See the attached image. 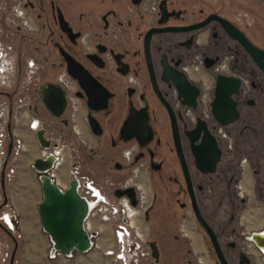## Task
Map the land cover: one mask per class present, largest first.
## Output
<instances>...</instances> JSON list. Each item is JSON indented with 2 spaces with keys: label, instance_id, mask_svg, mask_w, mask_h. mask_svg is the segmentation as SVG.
I'll use <instances>...</instances> for the list:
<instances>
[{
  "label": "flooded vegetation",
  "instance_id": "af4514ba",
  "mask_svg": "<svg viewBox=\"0 0 264 264\" xmlns=\"http://www.w3.org/2000/svg\"><path fill=\"white\" fill-rule=\"evenodd\" d=\"M110 1L113 3L115 0ZM125 1L129 5L126 8V20L117 19L116 8H110L102 13L98 20L94 18V21L87 26L86 20L82 19L85 18V13H80L79 19L84 24L86 22L84 31L71 25L58 5V0H37V5L33 0H29L28 6L32 11L37 6L41 11L38 14L39 17L48 10L58 26L57 35L45 22V28L48 31L45 44L52 47H49L50 51L59 60L58 65L52 62L53 66L59 68L55 75L63 68L67 71L60 52L62 48L80 62L91 77L110 93L105 108L91 111L92 116L99 122L102 133L94 135L87 124V134H92L95 139V155L100 161V173L107 179L106 172H110L111 168L121 171L128 169L120 159L116 158L120 155L121 149L128 144L120 139L119 131L123 122L130 116L131 109L139 110L145 107L154 135L152 141L145 147L142 148L137 144L139 153L143 152L141 158L148 162L151 180L157 182L162 191L172 196H168L167 201L174 203L178 210H184L187 207L190 209L194 222L205 234L207 245L201 240L202 244L218 264L213 244L194 212L174 142L171 116L165 105L166 102L173 110L177 123L180 146L197 209L213 230L229 264H239V254L244 253L246 236H252L264 230V228L248 229L243 221H239L238 229L232 228L229 232L227 230L228 222L234 220L238 209L251 203L264 205V138L260 136L257 139L260 132L257 123L261 121V115L264 112V70L243 44L245 41L253 48L264 52V0H167V9L173 14L162 24L158 23L159 5L156 19L151 20L150 16L141 10L144 0H141L139 4H134L132 0ZM57 8L63 13L73 32L78 33L74 42L60 29L56 19ZM134 10L139 14L135 25L131 18ZM203 22L204 24L199 27L181 29ZM161 26L175 28L171 32L154 34L150 41L151 61L158 89L165 102L153 89L143 48V39L147 30ZM85 33L94 44V50L90 53L85 52L80 41ZM161 34H171V37L165 43L159 40L161 43L154 44L155 37ZM79 47L81 50H78ZM100 47H103L104 51H101ZM32 52L33 54L29 57L36 60L40 70L42 65L36 56L45 51L40 46L34 45ZM163 54L167 62L174 69L182 72L186 79L198 89L195 106L183 104V97L179 98L176 87L161 79ZM115 55H119L121 64L127 66L126 74L118 71L119 65ZM262 60L264 66V58ZM141 74L144 75V79ZM218 75L237 78L240 81L237 91L230 94L235 102L237 117L224 125L215 120L210 106L214 98L215 80ZM129 77L135 79L134 85L128 82ZM78 92L83 91L80 88ZM81 100L88 123L89 109L86 105V97ZM198 120L206 124L219 149L218 159L212 171L209 170V165L199 166L196 163V146L200 138L191 143L186 135V131L196 128ZM162 128L166 131L165 133H162ZM202 134L203 130L200 131V135ZM107 142L109 147L104 151L103 146ZM169 155L172 156V160ZM110 162L112 164L109 165ZM204 170L208 171L204 172ZM249 178L252 179L250 185L246 182ZM221 182H223V193L227 196L229 205L228 219H221L217 215L215 217V209L209 203L200 201L202 194L204 198L215 194V187ZM232 182L236 196H233L230 191ZM245 187H248L251 193L246 191ZM206 189L207 192H205ZM177 195L179 197H176ZM157 197H159L158 193Z\"/></svg>",
  "mask_w": 264,
  "mask_h": 264
},
{
  "label": "built area",
  "instance_id": "2783aa9c",
  "mask_svg": "<svg viewBox=\"0 0 264 264\" xmlns=\"http://www.w3.org/2000/svg\"><path fill=\"white\" fill-rule=\"evenodd\" d=\"M28 2L0 0V226L17 238L22 235L19 213L5 195V186L16 176L17 163L26 150L23 133L28 132L34 136L37 146L30 167L38 182L39 175L44 173L63 191L74 180L78 195L86 202L87 211L83 218V229L89 240L86 252L97 250L111 264H157L159 248L155 241L149 239V214L155 198L148 162L142 158L135 161L140 149L132 140L120 152L121 163L128 167V175L122 181L109 184L100 173V165L96 171L88 167L80 146L86 145L91 158L97 160L95 139L92 134H87L86 112L78 96L80 88L76 80L63 68L52 81L41 82L36 60L17 51V35L37 31ZM159 2L144 0L142 12L155 20ZM80 41L85 52L94 50V44L86 33ZM46 82L59 84L65 92L66 108L59 117L49 112L41 100V89ZM128 82L136 83L131 77ZM40 130L47 145H41L36 138ZM37 158L51 159L50 167L35 170L33 163ZM98 176L104 177L103 183L98 181ZM128 187L135 190V204L125 194H116L117 190ZM178 232L188 239L189 246L182 264H217L201 239L192 234L187 219L179 223ZM259 233H264V230ZM152 244L157 249V257L153 255ZM86 252L75 249L61 252L48 237L47 255L50 260L63 258L70 262L76 255ZM244 254L249 258V264H264V243L258 244L253 236H246Z\"/></svg>",
  "mask_w": 264,
  "mask_h": 264
},
{
  "label": "water",
  "instance_id": "95a60500",
  "mask_svg": "<svg viewBox=\"0 0 264 264\" xmlns=\"http://www.w3.org/2000/svg\"><path fill=\"white\" fill-rule=\"evenodd\" d=\"M134 4H139L141 0H132ZM160 18L158 20L159 24L165 23L168 18L173 14L167 9V0H161L159 4ZM56 19L57 23L62 31H64L69 39L74 42V39L78 36V33L73 32L69 23L64 18L63 13L59 8L56 9ZM201 24H197L189 27H182L181 29L188 30L191 28L199 27ZM175 28L172 26H161L153 27L147 30L143 39V48L146 59V64L149 72V77L153 89L160 97L162 101L165 102L162 97L155 76V71L153 69L150 53V41L151 37L157 33L171 32ZM238 37V36H237ZM245 48L251 53L258 65L264 70L263 58L264 52L253 48L249 43L243 41ZM101 51H104L103 47H100ZM61 55L66 63L67 72L77 80L81 90L83 92H78L80 98L86 97V105L89 109L88 113V125L94 135H100L102 133V128L95 117L92 116L91 111L103 109L106 107L107 100L110 97V93L105 87L98 83L84 68V66L75 60V58L66 52L64 49L60 48ZM91 57V55H90ZM115 59L119 67L118 71L122 74L127 73V66L121 64L120 56L115 55ZM161 64L163 70L161 73V79L164 82H170L173 84L177 91L178 96L183 97L182 103L190 106H195V97L198 93V89L192 85L185 77V75L174 69L166 60L165 54H163L161 59ZM240 84L239 79L230 78L218 75L215 80L214 88V98L210 104L211 113L215 120L221 125L227 124L237 117V111L235 109V102L231 98L230 94L236 92ZM41 100L47 110L51 112L54 116L59 117L63 114L66 108V98L65 92L61 86L54 82H46L41 89ZM168 112L171 116V127L174 142L177 148V153L180 158V162L183 168V173L187 185L189 195L193 202V208L197 220L200 222L202 227L207 232L213 247L214 254L218 261V264H229L225 258L222 250L220 249L217 238L211 229V227L206 223L200 214L197 206L195 204V198L193 194V188L191 186L187 166L183 157V153L180 146L178 127L174 118L173 110L165 102ZM203 130V134L200 135V131ZM120 139L123 142H129L131 140L137 141L140 147H145L153 139V129L149 123V117L147 114V109L145 107L136 110H130V116L123 122L120 128ZM186 135L190 138L191 143L200 138L199 144L196 146V163L201 166L204 164L209 165V170H213L214 165L218 159L219 149L213 136L209 133L206 124L198 120L196 128L190 131H186ZM36 138L41 145H47V142L43 139V131L40 130L36 133ZM143 157V152H140L136 157L135 161ZM208 160V162H206ZM51 159L43 160L37 158L34 160L33 168L37 171H42L50 167ZM152 167V163H151ZM208 170H204L207 172ZM40 183V189L42 193V200L37 206L40 224L42 231L52 239L54 246L61 252L67 253L73 249L79 252H86L89 248V240L87 234L83 229V218L86 215L87 207L86 202L81 198L76 191L75 181L72 180L69 183V187L61 191L55 184H53L50 178L42 173L38 177ZM117 195L125 194L128 196L132 202L135 204V190L132 187H128L124 190H117ZM260 233H254L253 239L260 244L264 243L263 238H259ZM153 255L157 257V249L152 244ZM250 261L244 253L239 254V264H249Z\"/></svg>",
  "mask_w": 264,
  "mask_h": 264
},
{
  "label": "rangeland",
  "instance_id": "374dc122",
  "mask_svg": "<svg viewBox=\"0 0 264 264\" xmlns=\"http://www.w3.org/2000/svg\"><path fill=\"white\" fill-rule=\"evenodd\" d=\"M33 1L37 5V0ZM58 5L61 7V10L65 15L71 16L73 26L76 29H81L83 31L86 26V22L88 26L91 21H94V18L95 20H98V17L110 8H116V12L118 14L117 19L126 20V8L129 7L125 0H115L113 3L110 0H58ZM82 12L85 13V18H82L86 20L85 24L79 19V14ZM40 13L41 11L36 6L33 10L32 19L36 24L37 31L29 35L20 33L17 35L15 41L17 44V51L25 57L33 54L32 48L34 45L40 46L45 51V53L40 52L36 56L38 62L42 65V68L38 72V77L41 82H44L52 81L55 77V73L59 70V68H57L58 66L52 65L53 61L58 65V57L50 51V46L45 44V42H47L46 37L48 33L47 28H45V22L48 23L49 27L52 28L57 35L58 26H56V22L52 17L53 15L48 12V10L43 12L41 17L38 16ZM132 15V22L135 25L138 22L139 14L136 10H134ZM76 17H78L77 19L79 25H76ZM169 37H171V34L158 35L155 37L153 43H161L159 40L165 43ZM78 50H81L80 47ZM141 77L144 79V75L141 74ZM257 127L260 131L257 135V139H259L260 136L261 138H264V112L261 115V121H258L257 123ZM161 131L162 133L166 132L163 128ZM257 133L258 132H256V134ZM23 134L26 143V150L23 152L17 163L15 178L10 184L5 186V195L11 199L13 206L19 213L22 235L17 238V236L13 233L5 232L0 226V264H111L110 260L104 257L102 253L97 250L80 253L70 262L64 261L63 258L53 260H48L46 258V238L42 231L36 208H31V204L42 196L40 183L30 167V161L36 154L37 146L35 144V138L32 134L28 132H24ZM87 137L89 136L87 135ZM108 147L109 144L107 142L104 144L103 150L106 151ZM259 148L262 149L261 146H259ZM80 152L87 161L86 164L88 167L91 170L96 171L97 167L100 165V161L91 158V153L88 151L86 145L82 144L80 146ZM116 158L122 161L120 155L116 156ZM169 158L172 160L171 155H169ZM110 164H112V162H110L109 165ZM127 175L128 170L118 171L111 168L110 172H106L107 180L112 183L122 181ZM149 175L151 176L150 171ZM98 178V181L103 183L104 177L98 176ZM150 181L154 198H156L157 193L159 196L154 200L153 208L149 214L148 223L149 239L150 241H155L159 248V260L157 264H182L188 254L189 246L188 239L179 235V223L183 219H187L188 227L190 231L193 232L192 234L198 240L201 239L203 243L207 245L205 234L194 222L193 216L188 207L184 210H178L174 203H169V201H167L168 198L172 196L165 191H162L161 186L158 185L157 182L152 181L151 177ZM246 182L250 185L252 184V179L249 178ZM210 189H212L211 185ZM215 189L216 193L206 198H204L202 194L200 196V201L202 203H209L215 209V217L217 215L221 219H228L230 212L227 211L229 205L227 202V196L223 193V182L218 183ZM244 189L251 193V190L248 187H245ZM230 191L233 196H236L233 182L230 185ZM205 192H207V189ZM176 197L179 196L177 195ZM156 200H158L157 203ZM22 206L24 209L27 207L30 209V215L27 219H25L26 215L25 212L22 211ZM239 221H243V223L248 226V229L264 227V205L251 203L250 205L238 209L234 220L230 223L228 222V232L232 228L238 229ZM241 229L243 230L242 227ZM25 248L27 251L23 252Z\"/></svg>",
  "mask_w": 264,
  "mask_h": 264
},
{
  "label": "crops",
  "instance_id": "0c3cea01",
  "mask_svg": "<svg viewBox=\"0 0 264 264\" xmlns=\"http://www.w3.org/2000/svg\"><path fill=\"white\" fill-rule=\"evenodd\" d=\"M66 16V19L71 23V25H73V23H72V19H71V16H68V15H65ZM76 21V25L78 24V20H77V17H76V19H75ZM41 200H42V196L38 199V200H36V201H34L32 204H31V208L32 209H34V207L36 208V211H37V213H38V210H37V206H38V204L41 202ZM30 207V206H29ZM31 209V210H32ZM22 211H24L25 212V219H27L28 218V216L30 215V209L27 207L26 209H24V207L22 206ZM22 213V212H21ZM38 216H39V214H38ZM40 220V219H39ZM21 222H22V219H21ZM262 228H264V227H259V228H256L257 230H259V229H262ZM22 229V228H21ZM23 231V230H22ZM24 232V231H23ZM25 233V232H24ZM44 233V232H43ZM44 235H45V238H46V250H45V255H46V258L48 259V260H50L49 258H48V255H47V244H48V236L44 233ZM27 250H26V248H25V250H23V252H26Z\"/></svg>",
  "mask_w": 264,
  "mask_h": 264
},
{
  "label": "bare ground",
  "instance_id": "6f19581e",
  "mask_svg": "<svg viewBox=\"0 0 264 264\" xmlns=\"http://www.w3.org/2000/svg\"><path fill=\"white\" fill-rule=\"evenodd\" d=\"M259 238H264V233H262V234L259 236Z\"/></svg>",
  "mask_w": 264,
  "mask_h": 264
}]
</instances>
